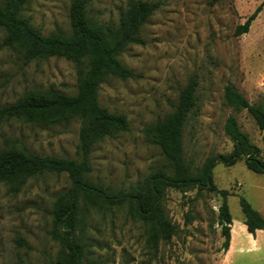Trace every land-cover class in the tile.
Here are the masks:
<instances>
[{"label": "rangeland", "instance_id": "rangeland-1", "mask_svg": "<svg viewBox=\"0 0 264 264\" xmlns=\"http://www.w3.org/2000/svg\"><path fill=\"white\" fill-rule=\"evenodd\" d=\"M72 0H29L23 15L44 35L58 28L70 33ZM96 0L89 15L101 24L117 25L128 2ZM160 3L140 32L142 45H131L120 56L136 77L109 78L99 100L112 113L124 114L128 132L95 145L88 179L103 189L131 195L151 172L165 163L159 147L147 142L144 129L173 111L180 91L196 78L197 112L184 131V154L194 168L217 154L232 151L224 131L234 114L253 145L263 148V133L246 111L236 113L224 99L232 84L257 105L264 94V0H141ZM262 10L248 33L236 36L254 11ZM5 32L0 28V42ZM77 67L64 58L37 60L25 65L12 50L0 52V108L27 95L53 90L77 93ZM81 121L55 126L0 120V149L22 148L33 154L77 158ZM218 190L227 198L233 218L229 253L219 224L223 197L217 192L167 190L164 210L176 235L157 246L148 242V226L131 206L107 211H83V264H264V254L246 233L239 198L254 209L264 206V174L247 169L244 161L232 167L218 164L214 171ZM70 187L66 174L31 178L17 194L0 183V264H54L60 250L51 239L52 207ZM262 234V233H261ZM264 242V236L258 238Z\"/></svg>", "mask_w": 264, "mask_h": 264}, {"label": "trees", "instance_id": "trees-1", "mask_svg": "<svg viewBox=\"0 0 264 264\" xmlns=\"http://www.w3.org/2000/svg\"><path fill=\"white\" fill-rule=\"evenodd\" d=\"M29 0H0V28L5 36L0 52L12 50L25 65L50 58H64L77 67V93L73 96L53 90L27 95L17 102L0 108V120H20L26 124L49 127L79 119L77 158H57L33 154L22 148L0 149V183L17 194L34 177L43 174H66L70 187L60 193L52 207L51 239L60 246L54 264H83L84 242L83 211L120 208L129 205L135 217L148 226V242L157 246L168 243L177 233L164 210L167 190L217 192L223 197L219 224L225 238L223 248L231 249L233 218L227 198L230 193L218 190L213 171L218 164L227 167L244 161L248 170L264 174V94L259 104L253 105L234 85L224 91V99L236 113L246 111L263 133V148L253 145L242 132L234 114L227 117L224 131L232 142V151L209 157L202 167L194 168L184 154V131L191 115L197 112L196 78L180 91L173 111L144 129L148 143L160 148L165 163L155 168L140 183L135 192L126 195L103 189L88 179L92 171L91 154L95 145L119 133L128 132L130 124L124 114L112 113L103 107L99 92L109 78L133 79L136 75L125 67L120 56L131 45H142L140 32L160 3L129 1L117 25L101 24L89 15V7L96 0H72L69 8L70 33L58 28L44 35L23 15ZM216 3L219 0H211ZM262 10L259 6L236 36L248 33L252 22ZM239 204L244 216L247 234L255 236L264 231V217L243 197Z\"/></svg>", "mask_w": 264, "mask_h": 264}, {"label": "crops", "instance_id": "crops-1", "mask_svg": "<svg viewBox=\"0 0 264 264\" xmlns=\"http://www.w3.org/2000/svg\"><path fill=\"white\" fill-rule=\"evenodd\" d=\"M262 212H264V206H262L261 208ZM259 212V211H258ZM262 216L263 214L261 212H259ZM264 217V216H263ZM245 227V226H244ZM246 229V227H245ZM262 233V234H261ZM261 236H264V231H257L255 236H254V240H253V245L257 248V250H259L261 253L264 254V242H261L258 238ZM250 236H253L250 234ZM232 237V234H231ZM231 242H232V238H231Z\"/></svg>", "mask_w": 264, "mask_h": 264}]
</instances>
